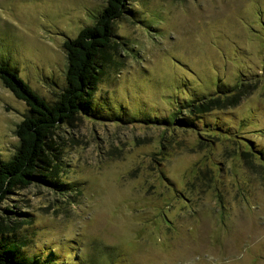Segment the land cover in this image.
<instances>
[{
    "label": "rangeland",
    "instance_id": "rangeland-1",
    "mask_svg": "<svg viewBox=\"0 0 264 264\" xmlns=\"http://www.w3.org/2000/svg\"><path fill=\"white\" fill-rule=\"evenodd\" d=\"M127 3L114 24L120 67L94 91L93 115L54 135L72 187L35 183L4 204L26 253L52 264H264V0ZM106 6L0 0V64L56 103L65 41ZM217 97L223 108H178ZM27 111L0 80V161L15 154ZM174 112L195 127L151 121Z\"/></svg>",
    "mask_w": 264,
    "mask_h": 264
},
{
    "label": "trees",
    "instance_id": "trees-1",
    "mask_svg": "<svg viewBox=\"0 0 264 264\" xmlns=\"http://www.w3.org/2000/svg\"><path fill=\"white\" fill-rule=\"evenodd\" d=\"M127 1L107 0V6L95 25L83 28L76 38L65 41L68 61L66 86L56 103L47 102L9 63L0 64V80L28 107L26 116L16 129L19 146L15 154L7 161H0V264L53 263L51 259L32 257L26 253L22 237L18 236L20 226L12 223L13 216L17 213L5 208L4 204L14 191L35 183L63 192L67 187H72L59 178V167L55 163L58 156L53 142L54 135L62 127L72 124L77 117L84 115L89 118L93 115L91 101L94 91L104 76L120 67L121 62L113 57V51L116 50L113 46L114 24L125 13ZM226 97L228 101L230 97ZM183 101L178 103V108L189 109V114L224 107L219 97L198 106L196 100ZM236 102L235 99L229 106ZM177 114L178 112H174L167 118H150L146 121H155L165 127H195L196 123L190 117L180 118ZM258 155L264 158L262 152Z\"/></svg>",
    "mask_w": 264,
    "mask_h": 264
}]
</instances>
